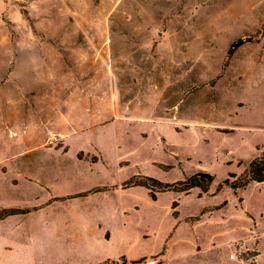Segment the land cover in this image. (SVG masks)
I'll use <instances>...</instances> for the list:
<instances>
[{
    "label": "rangeland",
    "instance_id": "obj_1",
    "mask_svg": "<svg viewBox=\"0 0 264 264\" xmlns=\"http://www.w3.org/2000/svg\"><path fill=\"white\" fill-rule=\"evenodd\" d=\"M42 146L119 173L122 198L82 213L111 225L114 212L128 235L148 236L137 248L159 250L180 221L197 238L235 234L233 261L264 264V187L216 191L245 180L264 152V0H0V171ZM36 153L24 161L34 166ZM195 172L213 177L207 192L161 189ZM72 197L47 216L72 217ZM9 198L0 186V204ZM246 210L258 213L251 223Z\"/></svg>",
    "mask_w": 264,
    "mask_h": 264
},
{
    "label": "crops",
    "instance_id": "obj_2",
    "mask_svg": "<svg viewBox=\"0 0 264 264\" xmlns=\"http://www.w3.org/2000/svg\"><path fill=\"white\" fill-rule=\"evenodd\" d=\"M24 138L26 136H20V143ZM30 149L32 147H25L7 157L0 171V186L4 194L9 192L10 196L0 204V211H15L0 218V264H116L122 258L143 261L153 256L160 258L157 264H167V261L180 264L189 261V257L194 259V264H206L210 260L213 264H236L235 258L229 259L227 252V246L237 240L235 234L197 238V235L181 232L184 222L180 221L173 231L163 235L159 250L137 248L148 236L141 232L128 235L123 219L114 217V212L110 216L111 225L105 217L93 215L95 218H91L87 210L82 213L83 204L97 203L104 207L112 203V195L122 198L114 192V186L120 183L117 181L119 173L110 171L101 162L89 165L76 156L78 150L60 154L43 146L37 149H42V153ZM34 153L36 162L30 166L24 159ZM16 155H20L21 165L10 167L8 163L17 159ZM43 155L54 157V161L50 162L49 158L44 163ZM65 160L68 162L64 163ZM257 184L259 190L264 187V182ZM68 185L71 187L66 189ZM65 196H73L67 201L79 207L67 209L72 217L61 223L58 217H48L46 212L60 203L58 198ZM243 215L251 223L258 213L246 210ZM249 237H252L250 233ZM125 243L130 250H124ZM260 243L255 246L256 259L263 254ZM185 245L186 254L183 252ZM24 256H28L29 263L23 260Z\"/></svg>",
    "mask_w": 264,
    "mask_h": 264
},
{
    "label": "trees",
    "instance_id": "obj_3",
    "mask_svg": "<svg viewBox=\"0 0 264 264\" xmlns=\"http://www.w3.org/2000/svg\"><path fill=\"white\" fill-rule=\"evenodd\" d=\"M242 42L241 40L237 42L236 44L232 45V47L236 45H240ZM230 53V52H229ZM229 177H235L233 174H229ZM199 178L206 179V182L204 184H201V180H198ZM213 181V177L205 172H195L194 174L184 177L183 180H179L175 182L174 184H164L161 189H171V188H177V191H188L192 188H199L202 192H207L208 187ZM249 181L253 182H264V152L255 158H253L249 164V175L248 177L240 182V184H230L228 179H225L218 187L216 188V191H219L223 186H227L232 190H236L240 187H243L246 185ZM125 187L130 186H142L146 189L152 191V188L148 186L144 182H136L134 180H130L128 183L124 184ZM153 197V194L150 195Z\"/></svg>",
    "mask_w": 264,
    "mask_h": 264
},
{
    "label": "built area",
    "instance_id": "obj_4",
    "mask_svg": "<svg viewBox=\"0 0 264 264\" xmlns=\"http://www.w3.org/2000/svg\"><path fill=\"white\" fill-rule=\"evenodd\" d=\"M235 258V255L233 253H230L229 254V259H234Z\"/></svg>",
    "mask_w": 264,
    "mask_h": 264
}]
</instances>
